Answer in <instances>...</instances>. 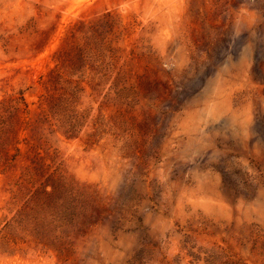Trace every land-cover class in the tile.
<instances>
[{
  "label": "rangeland",
  "instance_id": "374dc122",
  "mask_svg": "<svg viewBox=\"0 0 264 264\" xmlns=\"http://www.w3.org/2000/svg\"><path fill=\"white\" fill-rule=\"evenodd\" d=\"M264 264V0H0V264Z\"/></svg>",
  "mask_w": 264,
  "mask_h": 264
},
{
  "label": "trees",
  "instance_id": "16d2710c",
  "mask_svg": "<svg viewBox=\"0 0 264 264\" xmlns=\"http://www.w3.org/2000/svg\"><path fill=\"white\" fill-rule=\"evenodd\" d=\"M207 264H209V263H207ZM212 264H215V263H212ZM228 264H231V263H228Z\"/></svg>",
  "mask_w": 264,
  "mask_h": 264
}]
</instances>
